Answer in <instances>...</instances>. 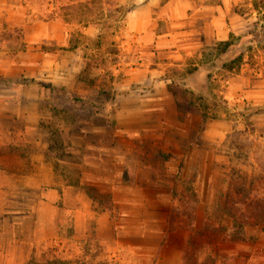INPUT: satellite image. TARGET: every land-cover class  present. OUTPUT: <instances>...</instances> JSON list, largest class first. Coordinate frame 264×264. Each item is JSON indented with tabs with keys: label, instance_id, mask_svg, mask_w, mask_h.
I'll return each instance as SVG.
<instances>
[{
	"label": "rangeland",
	"instance_id": "obj_1",
	"mask_svg": "<svg viewBox=\"0 0 264 264\" xmlns=\"http://www.w3.org/2000/svg\"><path fill=\"white\" fill-rule=\"evenodd\" d=\"M48 2L51 0L35 3L49 15ZM64 7L63 12L70 10V6ZM99 8L100 4H94L83 12L82 6L74 7L70 21L78 23L77 19L95 14ZM120 27L119 17L104 20L100 38L93 40L82 37L79 27H72V39L81 47L82 69L76 83L57 89L37 86V132L24 130L22 113L0 116V165L17 173H41L46 176L41 179L43 187L63 188L59 213L64 237L73 234L72 208L91 203L95 212L89 220L88 238L81 245L69 240L74 254L60 256V260L117 263L97 238L96 226L100 210L115 206L112 216L125 221L121 209L128 202L123 196L126 193H116L115 187L126 184L139 187V205L157 206L160 211L152 214L158 221L151 223L159 227L155 237L160 243L147 245V250H153V261L151 257L147 261L142 251L146 245L139 246V264H156L158 258H166L167 264L175 253L181 256L180 264H264V124L252 119L254 108L249 113L225 95L218 96L215 89L202 95L184 85L174 86L183 112L179 117L125 115L137 104L125 94L139 88L128 83L135 72L134 63L129 62H135L136 54L123 51L112 36ZM2 37L1 41L9 39L7 33ZM11 42L16 48L23 47L18 30ZM252 46L264 49V21L258 22L250 36L234 38L228 49L219 47L224 51L222 57L218 54V63L226 68L235 65ZM218 74L220 80L230 75L227 69H219ZM31 80L34 78L18 77L13 82L23 87ZM71 96L83 100L74 103ZM92 102L100 111L91 107ZM26 105L23 101L21 108ZM187 109L206 110L208 133L195 117L184 115ZM129 125L139 126V132L122 131ZM33 182L39 183V179ZM39 248L50 257L57 256L48 242Z\"/></svg>",
	"mask_w": 264,
	"mask_h": 264
},
{
	"label": "crops",
	"instance_id": "obj_2",
	"mask_svg": "<svg viewBox=\"0 0 264 264\" xmlns=\"http://www.w3.org/2000/svg\"><path fill=\"white\" fill-rule=\"evenodd\" d=\"M35 2L0 0V116L22 113L26 132L39 129L37 86L48 88L45 84L57 89L77 81L82 69L81 47L72 39V27H79L82 37L93 40L100 38L102 22L116 17L120 18L121 27L112 34L113 39L123 51L136 54L135 62H129L134 63L131 68L135 72L127 82L139 89L125 95L134 97L132 101L137 104L125 115L179 117L183 112L174 86L184 85L193 93L203 92L202 95L215 89L218 96L225 95L249 113L254 108L252 119L264 124V49L252 46L250 53L246 51L232 67L218 63V54L222 57L224 51L219 47L224 46V41L232 38L231 44L224 46L228 49L234 38L250 36L258 22L264 21V0H51L49 15ZM94 4H100L95 14L77 19L78 23L70 21L74 7L82 6L83 12H88ZM64 6H70L66 13ZM16 30L23 45L20 49L11 42ZM4 33L9 39L1 41ZM219 69H227L230 75L220 80ZM28 76L34 80L25 82L23 87L13 82L14 78ZM23 101L26 109L21 108ZM184 115L195 117L208 133L209 115L203 124L198 111L187 109ZM126 127L122 131L128 134L139 132V126ZM37 167L42 168L40 164ZM42 178L46 180L38 172L17 173L0 165V264H81L72 259L63 263L55 260L74 254L69 250V240L81 245L88 238L89 220L95 211L88 201L73 207V234L64 237L60 232L64 221L59 213L63 188L43 187ZM37 179L39 183L33 182ZM115 188L116 193L120 190L127 194L123 196L128 202L121 209L125 221L112 216L116 206L100 212L97 238L109 257L119 264H139V246L144 245L146 260L151 257L153 261V250L150 246L147 250V245L160 243L155 237L159 236V227L151 224L158 221L152 214H159V208L139 205V187L119 184ZM45 242L56 248L57 256L50 257L39 250ZM165 259H156V264H164ZM180 261V254L175 253L167 264Z\"/></svg>",
	"mask_w": 264,
	"mask_h": 264
},
{
	"label": "trees",
	"instance_id": "obj_3",
	"mask_svg": "<svg viewBox=\"0 0 264 264\" xmlns=\"http://www.w3.org/2000/svg\"><path fill=\"white\" fill-rule=\"evenodd\" d=\"M231 42H232V38L231 39H229V40H226V41H224L223 42V44H224V46H229L230 44H231ZM233 65H230L229 67H232ZM44 86H46L47 87V85H45V84H43ZM74 96H71V99L73 98ZM73 100V102L75 103H78V102H82V100L83 99H72ZM95 101V100H94ZM92 103H94V104H92L91 105V107L92 108H94V110L95 111H100V108H98L97 106H95V102H92ZM105 104V103H104ZM207 108L208 107H206L205 109L207 110ZM206 110H204V112H202V118H201V124H203L206 120H207V118L209 117L208 116V114H207V112H206ZM49 143V149L51 150V152L52 151H54L55 150V148L53 147V145H52V142L50 143V142H48ZM58 156V155H57ZM90 196V195H89ZM101 212H103L104 210H100ZM67 260H60V259H58V260H55V262H57V263H63V262H66ZM116 264H118V263H116Z\"/></svg>",
	"mask_w": 264,
	"mask_h": 264
}]
</instances>
